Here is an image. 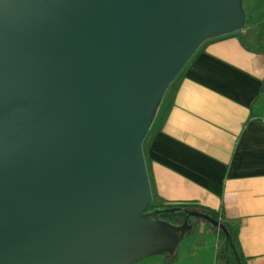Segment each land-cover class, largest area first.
Listing matches in <instances>:
<instances>
[{"label":"water","instance_id":"95a60500","mask_svg":"<svg viewBox=\"0 0 264 264\" xmlns=\"http://www.w3.org/2000/svg\"><path fill=\"white\" fill-rule=\"evenodd\" d=\"M241 2L0 0V264L177 248L187 223L147 211L143 142L202 44L244 29Z\"/></svg>","mask_w":264,"mask_h":264},{"label":"crops","instance_id":"0c3cea01","mask_svg":"<svg viewBox=\"0 0 264 264\" xmlns=\"http://www.w3.org/2000/svg\"><path fill=\"white\" fill-rule=\"evenodd\" d=\"M264 19L203 43L153 122L145 148L152 195L223 213L238 226L247 264H264ZM204 222L183 237L175 260L132 264H224Z\"/></svg>","mask_w":264,"mask_h":264},{"label":"trees","instance_id":"16d2710c","mask_svg":"<svg viewBox=\"0 0 264 264\" xmlns=\"http://www.w3.org/2000/svg\"><path fill=\"white\" fill-rule=\"evenodd\" d=\"M183 69L180 71V73L171 83L162 101L159 103L157 110L155 111L152 124H151V128L143 142L144 154H145V148H146L147 141L149 139V136L151 135V130L153 128V122L155 120V117L157 116L158 113L161 114V110L165 105L168 92L170 89H172L173 85L179 78ZM147 211H157L158 212L157 218L159 220L165 221L172 225H182L184 222H186L188 228L186 229L183 237L191 233L196 224H198L199 222H204L216 234L217 241H218L216 256L219 260H222L224 264H247V258L244 256L241 250L240 242H239L238 226L226 220L221 211L214 210L212 208L199 205L197 203H192V202H184V203H176V204L175 203H165L159 200L155 196H153V201L151 205L147 208ZM190 212L204 214L208 216L210 220L217 222L220 226L214 225L209 220H201L198 216H192L189 214ZM176 250L177 248L172 253L161 254L165 258V263H169L175 260Z\"/></svg>","mask_w":264,"mask_h":264},{"label":"rangeland","instance_id":"374dc122","mask_svg":"<svg viewBox=\"0 0 264 264\" xmlns=\"http://www.w3.org/2000/svg\"><path fill=\"white\" fill-rule=\"evenodd\" d=\"M242 8L245 12V25L253 20L264 19V0H242ZM258 29L264 30V22L258 25ZM171 89L168 94H170ZM221 264V262H219Z\"/></svg>","mask_w":264,"mask_h":264},{"label":"built area","instance_id":"2783aa9c","mask_svg":"<svg viewBox=\"0 0 264 264\" xmlns=\"http://www.w3.org/2000/svg\"><path fill=\"white\" fill-rule=\"evenodd\" d=\"M260 122H261L262 124H264V116H262V117L260 118Z\"/></svg>","mask_w":264,"mask_h":264}]
</instances>
